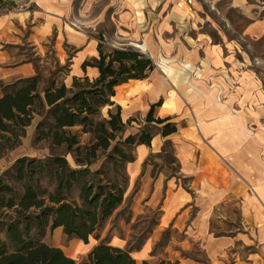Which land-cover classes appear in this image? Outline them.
Listing matches in <instances>:
<instances>
[{"label":"rangeland","instance_id":"374dc122","mask_svg":"<svg viewBox=\"0 0 264 264\" xmlns=\"http://www.w3.org/2000/svg\"><path fill=\"white\" fill-rule=\"evenodd\" d=\"M100 43L105 51L133 48L153 59L155 69L149 80L167 81L169 85V91L154 102L159 103L155 106V118L162 117L160 111L176 118L200 111L201 123L218 120L222 125L264 126V0H0V67L5 69L0 70L2 93L11 84L37 76L42 96L33 106V120L21 144L4 150L0 177H12L8 170L21 156L47 159L53 154H64L73 168L83 167L77 163L75 153L67 152L65 145H54L48 136L54 118L44 101V93L62 83L71 88L75 77L87 76L94 81L98 69L92 66L83 69L82 64L94 62ZM232 63L247 64L248 68L243 67L254 80L250 76L239 77L241 71L232 68ZM23 64L30 69L29 76L15 77L11 82L1 76L6 68ZM77 71L81 74L75 75ZM127 83L134 82L118 86L113 100L121 99L125 109L133 107L131 116L125 121L126 111L121 109L124 130L117 134L108 150L97 151L90 166L93 172L102 171L99 177L103 183H125L127 198L124 196L88 243L51 229L43 239L49 245L57 244L76 264H81L90 249L101 243L129 250L137 258L146 253L147 260L143 258V263L174 264L167 259L172 251L170 231H160L152 248L143 252L145 244L152 240L159 215L149 204L134 199L140 179L130 180L127 166L136 160L139 143L128 144L125 139L129 135L138 138L142 132L160 137L163 124L146 120L151 101L138 100L135 104V96L125 91ZM99 108L94 118L96 125L90 131L84 132L82 126L70 128L78 137L75 148L81 147L83 158L103 134L98 123L106 122L110 109L116 112V105ZM118 143L132 161H119L116 166L110 157ZM159 147L160 150L147 156L144 168L153 175L173 177L180 182L172 145L165 142ZM15 185L20 189L19 184ZM77 193L76 188L74 194ZM213 227V235L228 233L227 225L213 223ZM190 232L186 233L188 246L178 249L175 256L190 264H212L203 240L196 238L195 231ZM254 234L252 246L232 250L237 249L244 256L254 254L258 263L264 264V245L257 241L256 231ZM214 264H218L217 260Z\"/></svg>","mask_w":264,"mask_h":264},{"label":"trees","instance_id":"16d2710c","mask_svg":"<svg viewBox=\"0 0 264 264\" xmlns=\"http://www.w3.org/2000/svg\"><path fill=\"white\" fill-rule=\"evenodd\" d=\"M87 66L98 69L99 75L94 81L87 76L75 77L71 88L62 83L49 87L44 93V101L54 118L48 136L54 145H65L67 152L75 153L77 163L83 167L73 168L64 154H53L47 159L22 156L8 170L13 173L12 177H0V264H76L62 248L43 241L48 229L62 226L68 237L88 243L89 237L123 201L125 180L124 184L103 183L99 177L102 171L93 172L90 166L97 151L108 150L117 134L124 130L122 108L113 100L116 88L131 79L148 77L155 63L139 50L112 48L105 51L100 43L94 62H83V69ZM38 84L39 78L34 76L4 89L0 97V158L4 150L21 144L26 128L31 125L33 106L42 99ZM102 105H116V112L110 109L106 122L98 123L104 135L98 137V142L83 158L81 147L75 148L79 144L78 137L70 128L82 126L84 132L90 131L96 125L94 118ZM156 105L159 103L151 106L146 120L163 124V136L176 132L177 126L169 117H154ZM152 139L150 133L142 132L138 138L129 135L125 140L128 144L150 146ZM110 158L116 166L119 161H132L119 143ZM15 184H19L20 189ZM76 188L77 195L74 194ZM81 264H135V259L129 250L101 243L91 249ZM161 264L172 263L162 261Z\"/></svg>","mask_w":264,"mask_h":264},{"label":"crops","instance_id":"0c3cea01","mask_svg":"<svg viewBox=\"0 0 264 264\" xmlns=\"http://www.w3.org/2000/svg\"><path fill=\"white\" fill-rule=\"evenodd\" d=\"M244 65L248 68L244 63L231 64L232 68L241 71L239 77L250 76L253 81ZM0 70L5 69L0 67ZM30 74V69L23 64L6 68V73L1 76L11 82L15 77ZM129 81L134 83H127L125 91L135 96V104L145 99L151 101L152 106L160 94L169 91L167 81L155 83L148 77ZM2 95L0 88V97ZM115 102L124 108L121 99ZM131 108H124L125 121L131 116ZM159 115L169 117L177 131L167 136H153L150 146L138 144L136 160L127 166L130 180L140 179L134 199L149 204L159 215L152 240L145 244L143 252L152 248L160 231L167 230L171 232L172 247L167 259L174 264H190L175 255L178 249L188 246L186 233L195 231L196 238L203 240L212 264L215 260L218 264H259L254 254L244 256L232 249L252 246L256 240L254 231L257 241L264 245V126L222 125L218 120L201 123L203 114L200 111L185 113L179 118L162 111ZM165 142L173 147L180 182L173 177L153 175L144 168L150 152L160 150L159 144ZM127 194L129 191L125 192L124 199ZM213 223L227 225L228 233L213 235ZM53 230L64 233L62 226ZM51 246L59 247L57 244ZM133 258L135 264H143V258L147 260L146 253Z\"/></svg>","mask_w":264,"mask_h":264}]
</instances>
